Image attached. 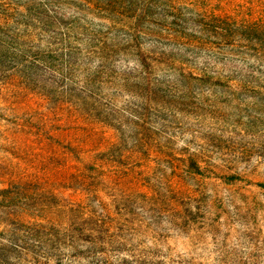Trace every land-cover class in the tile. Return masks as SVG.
<instances>
[{
	"label": "rangeland",
	"instance_id": "rangeland-1",
	"mask_svg": "<svg viewBox=\"0 0 264 264\" xmlns=\"http://www.w3.org/2000/svg\"><path fill=\"white\" fill-rule=\"evenodd\" d=\"M0 264H264V0H0Z\"/></svg>",
	"mask_w": 264,
	"mask_h": 264
}]
</instances>
